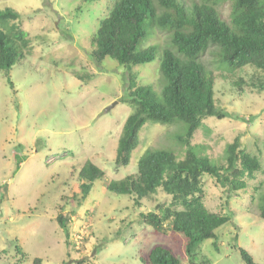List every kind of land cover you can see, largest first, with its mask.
<instances>
[{
	"label": "rangeland",
	"instance_id": "obj_1",
	"mask_svg": "<svg viewBox=\"0 0 264 264\" xmlns=\"http://www.w3.org/2000/svg\"><path fill=\"white\" fill-rule=\"evenodd\" d=\"M182 1L190 6L199 0ZM114 2L0 0V9L20 13L18 24L30 41L24 59L8 74L0 71V264H34L35 259L38 264H142L140 256L155 245L170 249L180 264H245L238 247L264 264V220L259 216L264 72L251 66L228 70L216 46L199 61L214 76L215 105L228 116L203 118L190 141L193 150L225 166L226 146L238 138L240 147L260 162L258 171L244 176L246 187L237 191L203 176L204 205L230 218L216 230V246L213 239L204 240L191 259L182 234L166 224L157 232L141 221L139 214L156 211V204L170 205V195L161 188L140 205L132 196L106 190L110 180L136 174L147 149L173 150L179 158L185 152L175 137L184 125L148 121L129 164L114 163L118 138L133 111L129 76L159 93L161 52L170 47L169 32L153 27L142 44L156 48L151 62L129 67L109 57L96 62L92 39ZM217 9L229 22L231 2L221 1ZM89 162L104 176L93 180L82 198L79 171ZM59 215L66 230L58 224Z\"/></svg>",
	"mask_w": 264,
	"mask_h": 264
},
{
	"label": "trees",
	"instance_id": "obj_2",
	"mask_svg": "<svg viewBox=\"0 0 264 264\" xmlns=\"http://www.w3.org/2000/svg\"><path fill=\"white\" fill-rule=\"evenodd\" d=\"M221 1L226 0H199L189 6L182 0H115L109 14L99 21L92 39L95 47L92 57L96 62L109 57L129 67L156 57L154 46L142 47L151 28L170 34V47H165L160 57L159 73L163 80L160 92L151 86L137 85L134 77L129 76L127 88L133 111L118 138L114 163L129 164L139 133L148 121L184 125V130L175 135L185 147L184 156L179 158L173 150L164 148L147 149L137 161L136 174L110 180L105 188L132 196L136 205L159 188L170 195L169 206L156 204V211L140 213L139 217L157 232L166 224L172 232L182 234L186 240L185 253L191 259L204 240L213 239L216 246V230L230 220L204 205L203 176L210 175L222 186L237 191L246 187L245 175L260 169L259 160L240 147L238 138L226 146L225 166L198 155L190 142L203 118L228 116V112L215 105L214 76L199 61L202 53L216 46L219 60L228 70L251 66L264 72V0H229V22L221 18L217 9ZM20 17L13 8L0 9V71L6 74L24 59L30 42L27 32L18 24ZM103 176L102 169L90 162L85 164L79 171L81 197L88 195L93 180ZM259 216L264 220V196ZM57 221L66 230L61 215ZM238 250L245 264H258L244 248ZM140 261L180 264L174 253L162 245L153 246L145 256H140ZM38 262L39 259L34 260V264Z\"/></svg>",
	"mask_w": 264,
	"mask_h": 264
},
{
	"label": "water",
	"instance_id": "obj_3",
	"mask_svg": "<svg viewBox=\"0 0 264 264\" xmlns=\"http://www.w3.org/2000/svg\"><path fill=\"white\" fill-rule=\"evenodd\" d=\"M111 106H113V104H111L110 106H108V108H107V109H109Z\"/></svg>",
	"mask_w": 264,
	"mask_h": 264
}]
</instances>
